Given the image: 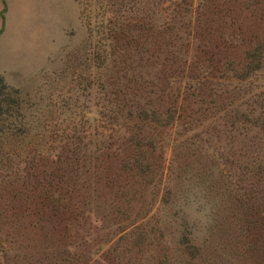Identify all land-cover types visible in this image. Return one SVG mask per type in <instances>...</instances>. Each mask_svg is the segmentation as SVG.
<instances>
[{
	"label": "rangeland",
	"instance_id": "374dc122",
	"mask_svg": "<svg viewBox=\"0 0 264 264\" xmlns=\"http://www.w3.org/2000/svg\"><path fill=\"white\" fill-rule=\"evenodd\" d=\"M0 77V264H264V0H0Z\"/></svg>",
	"mask_w": 264,
	"mask_h": 264
},
{
	"label": "trees",
	"instance_id": "16d2710c",
	"mask_svg": "<svg viewBox=\"0 0 264 264\" xmlns=\"http://www.w3.org/2000/svg\"><path fill=\"white\" fill-rule=\"evenodd\" d=\"M6 91H8V88H7L6 85L3 84V81H2V79H1V77H0V99L3 98L2 95H3V93H5ZM180 176H182V175H180Z\"/></svg>",
	"mask_w": 264,
	"mask_h": 264
}]
</instances>
